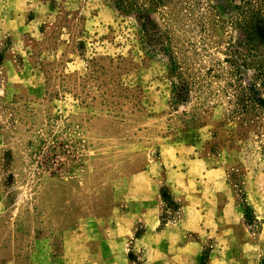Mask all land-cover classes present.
Instances as JSON below:
<instances>
[{"label": "rangeland", "instance_id": "1", "mask_svg": "<svg viewBox=\"0 0 264 264\" xmlns=\"http://www.w3.org/2000/svg\"><path fill=\"white\" fill-rule=\"evenodd\" d=\"M124 3L0 0V264H144V223L124 261L99 246V217L141 200L143 171L174 152L204 158L207 196L233 195L244 210L233 239L251 245L220 250L222 260L262 264L264 108L238 93L254 85L264 98V36H251L264 32V0H251L248 27L243 0ZM176 67L188 102L175 100ZM160 196L163 225L182 203L167 183ZM218 245L208 240L200 264Z\"/></svg>", "mask_w": 264, "mask_h": 264}, {"label": "crops", "instance_id": "2", "mask_svg": "<svg viewBox=\"0 0 264 264\" xmlns=\"http://www.w3.org/2000/svg\"><path fill=\"white\" fill-rule=\"evenodd\" d=\"M183 144L180 142L169 146L173 149ZM187 149L191 151L190 148H186V151ZM161 159L159 167L151 164L142 173L146 180L145 193L141 200H127L123 215L113 218L99 217L101 224L106 226L104 229L100 228L102 236L98 235L99 246L106 252L119 251L125 261L124 247L135 234L138 222L142 221L145 229L136 242H142L144 250L148 252L144 264H200L203 249L215 235L221 246L213 247L215 253L206 264H228L219 256L220 250H234L237 246H242L244 250L251 245L250 241L242 244L233 239L236 227L243 225L241 220L245 215L244 210L235 202L233 195H229L221 203L219 196L217 199L207 196L206 189L209 184L205 177L211 169L206 167L208 162L204 158H193L174 152L171 160L163 157ZM194 161L205 166L197 174L190 168ZM178 164H185L186 169L176 166ZM216 170L221 172V167ZM165 183L170 186L173 197L182 203V207L178 218L162 225L164 202L160 189ZM249 233L252 234L250 231ZM228 239L230 247L226 245ZM114 259L118 258H109L107 264L114 262ZM254 264H260L259 259H254Z\"/></svg>", "mask_w": 264, "mask_h": 264}, {"label": "trees", "instance_id": "3", "mask_svg": "<svg viewBox=\"0 0 264 264\" xmlns=\"http://www.w3.org/2000/svg\"><path fill=\"white\" fill-rule=\"evenodd\" d=\"M115 4L118 7H125V3L124 0H114ZM244 6H241V8L238 5V8H240L241 10V15L240 18L238 19V21L240 23L246 24V26L248 27L249 25L252 26V22L254 20H257L256 18L258 17V12L255 11V8L251 7L250 3L251 0H243ZM130 6V4H126V7ZM248 6V8H244ZM254 35L255 37L260 38L262 35L264 36V32H261L259 29H254L251 33V36ZM254 40V39H252ZM231 61L233 62V64L237 67L245 63L244 59L241 60V52L239 50H232L231 51ZM234 53V54H233ZM238 54V55H237ZM240 56V57H239ZM172 72L174 73L176 82L174 84V96H175V100L179 103H183V102H188V100L191 97L192 94V86L189 82L185 81L181 74H179V72H177V67L175 69L172 68ZM238 86H243V85H238ZM243 90H241L238 94L241 95V97L239 98L240 101H245L247 99L254 101V103L258 104L259 106H261L262 108H264V98H262L260 96V94L258 95L257 90L255 88L254 85H248L242 88ZM244 107L245 104H242ZM262 264H264V260L262 262Z\"/></svg>", "mask_w": 264, "mask_h": 264}]
</instances>
